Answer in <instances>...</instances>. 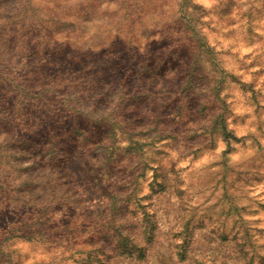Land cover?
Returning a JSON list of instances; mask_svg holds the SVG:
<instances>
[{"label": "rangeland", "instance_id": "obj_1", "mask_svg": "<svg viewBox=\"0 0 264 264\" xmlns=\"http://www.w3.org/2000/svg\"><path fill=\"white\" fill-rule=\"evenodd\" d=\"M0 264H264V0H0Z\"/></svg>", "mask_w": 264, "mask_h": 264}, {"label": "trees", "instance_id": "obj_2", "mask_svg": "<svg viewBox=\"0 0 264 264\" xmlns=\"http://www.w3.org/2000/svg\"><path fill=\"white\" fill-rule=\"evenodd\" d=\"M194 31L196 30V29H193Z\"/></svg>", "mask_w": 264, "mask_h": 264}]
</instances>
